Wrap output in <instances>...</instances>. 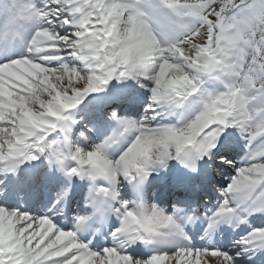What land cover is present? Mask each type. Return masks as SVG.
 <instances>
[{"label": "snow or ice", "instance_id": "6c2138e0", "mask_svg": "<svg viewBox=\"0 0 264 264\" xmlns=\"http://www.w3.org/2000/svg\"><path fill=\"white\" fill-rule=\"evenodd\" d=\"M0 264H264V0H0Z\"/></svg>", "mask_w": 264, "mask_h": 264}]
</instances>
